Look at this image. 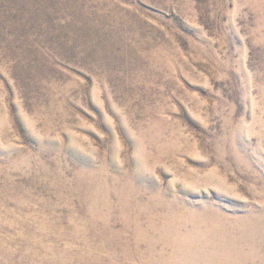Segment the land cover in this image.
I'll list each match as a JSON object with an SVG mask.
<instances>
[{
	"label": "rangeland",
	"instance_id": "1",
	"mask_svg": "<svg viewBox=\"0 0 264 264\" xmlns=\"http://www.w3.org/2000/svg\"><path fill=\"white\" fill-rule=\"evenodd\" d=\"M0 264H264V0H0Z\"/></svg>",
	"mask_w": 264,
	"mask_h": 264
},
{
	"label": "bare ground",
	"instance_id": "2",
	"mask_svg": "<svg viewBox=\"0 0 264 264\" xmlns=\"http://www.w3.org/2000/svg\"><path fill=\"white\" fill-rule=\"evenodd\" d=\"M147 219V218H146ZM167 232V231H166ZM168 237V236H167ZM163 245V244H162ZM210 255V254H209ZM177 263V262H176Z\"/></svg>",
	"mask_w": 264,
	"mask_h": 264
}]
</instances>
